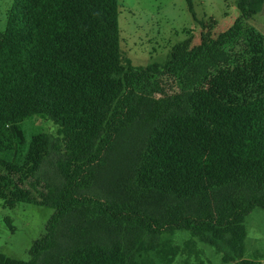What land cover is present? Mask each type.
Returning <instances> with one entry per match:
<instances>
[{
	"label": "trees",
	"instance_id": "16d2710c",
	"mask_svg": "<svg viewBox=\"0 0 264 264\" xmlns=\"http://www.w3.org/2000/svg\"><path fill=\"white\" fill-rule=\"evenodd\" d=\"M237 5L209 45L135 66L119 0H14L0 30V200L54 213L28 261L0 264H173L182 248L165 236L178 231L224 264H264L245 257L246 219L264 210V35L250 24L264 0ZM201 61L208 77L180 89Z\"/></svg>",
	"mask_w": 264,
	"mask_h": 264
},
{
	"label": "rangeland",
	"instance_id": "374dc122",
	"mask_svg": "<svg viewBox=\"0 0 264 264\" xmlns=\"http://www.w3.org/2000/svg\"><path fill=\"white\" fill-rule=\"evenodd\" d=\"M14 0H0V30L7 27L8 13ZM122 51L135 66L165 63L178 59L201 45H209L239 19L237 0H119ZM250 24L264 35V9ZM212 71L205 61L197 62L178 78L180 89L201 84ZM32 123L55 135L48 120L35 117ZM26 183L25 187H29ZM34 195L36 192L33 191ZM54 211L34 204L20 203L14 209L4 208L0 200V253L11 259L28 261L32 244L40 239ZM248 231L246 258L258 257L264 263V210H254L246 219ZM189 232L178 231L165 236L182 248L173 264H224L223 256L198 239L189 248ZM154 264H162L155 254Z\"/></svg>",
	"mask_w": 264,
	"mask_h": 264
}]
</instances>
